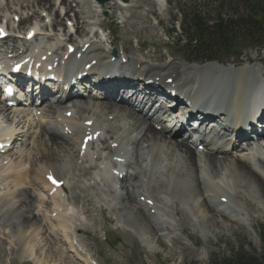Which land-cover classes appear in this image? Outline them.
I'll return each mask as SVG.
<instances>
[{
    "label": "bare ground",
    "instance_id": "obj_1",
    "mask_svg": "<svg viewBox=\"0 0 264 264\" xmlns=\"http://www.w3.org/2000/svg\"><path fill=\"white\" fill-rule=\"evenodd\" d=\"M16 1L15 8L9 4L8 14L5 12L0 16V25L4 23V29L8 32L6 38L0 39L1 60L28 53L29 59L36 55L33 58V63L37 64L34 65L35 68L43 65H53L54 68L50 59L66 56L68 46H71L74 48V55L82 56L80 72H83L86 65L90 67L87 73L92 74L110 67L113 63L111 57L104 56L103 48L96 42L100 38L108 37L109 40L110 33L103 35L106 28L98 21L103 7L95 0ZM1 2L2 0L0 5ZM111 3L118 4L120 8L128 6L118 0ZM156 3L162 7V1L158 0ZM56 4L59 6L57 9L63 11L67 27L66 33L65 30L62 32L61 39L54 36L53 42L50 43L51 36L42 34L43 27L36 23L47 18L39 20L37 12H46L45 9L50 13L54 12ZM27 11H32L31 15L21 17L19 24L30 20H34L35 24L31 25L24 39L9 34L11 30H15V26L13 22L11 24L5 19L9 15L14 19L17 13L23 15ZM54 16L52 26L62 21H57L61 13ZM72 30L77 36L74 42L70 33ZM29 34H34L32 42L26 40ZM48 39V42H43ZM36 42L38 45L34 46ZM74 55H68V58L72 60ZM150 58V55H146L144 59L135 58L131 54L127 56L123 49L115 61L119 63L120 68L138 72L136 80L143 78L151 81L156 88L168 95L173 94L175 98H181L187 92L194 91V87L196 92L206 86L214 89L229 87L234 98L232 113L236 118L246 111L245 106L248 107L255 101L264 83V69L250 65L253 62L260 63L257 61L258 55L253 56L251 60L246 59L247 63L240 69L239 66H221L217 63L188 66L179 61H169L166 64H151ZM114 71L111 70L108 76L113 75ZM231 79L232 81H229ZM114 87H109L113 89V92L109 93L116 92ZM102 88L107 90L104 86ZM185 88L187 91H182ZM63 94L59 92L58 99ZM126 95L127 93H123V97H120V94L103 97L100 102L89 99V96L85 99L81 95H68L64 100H58L56 105L46 104L44 100L39 106L28 109L22 105L10 107L0 101V129L9 127L5 135L6 140L0 136V237L6 236L9 239V245L17 251L16 256L20 262L47 264L44 257L40 259L35 253L36 242L40 239L41 242L45 241V245L48 244L58 258L82 252L80 246H77L78 243H74L69 213L56 214L54 220L37 215L42 199L36 194L38 189L64 193L63 200L56 195L50 199L59 208L82 204L83 199L99 208L101 212L104 209L112 210L117 214L119 224L127 230L133 229L146 239L148 236L151 240L149 245L154 251L158 250L157 244L161 246V238L164 237L161 234L162 228L172 225L173 216L169 210L172 209L174 215L185 218L186 214L179 206L182 201H188L197 210L198 220L203 223L206 237L211 231L228 227L216 220L214 211L227 220V223H244L245 219L240 216L239 206L221 185L213 181L214 178L222 181L219 176L221 172L227 174L223 176L226 183H233L234 187L239 186L253 193L258 204L264 207V174L249 161V158H254L258 168L262 167L264 170V148H258L256 142H253V145L249 142L243 147L234 146L227 152V148L212 146L204 137L195 143L177 139L183 130L171 133L166 128H157L165 120V117L161 118L159 109L135 98L122 102ZM117 97L121 104L116 101ZM149 97L145 95L143 98ZM133 103H137L142 109L147 108L153 116L157 115V121L143 113L135 112L131 106ZM172 104L170 101L169 106ZM229 109L228 104L223 106V110ZM68 113L70 117L67 118L65 115ZM171 116L173 113H170L169 117ZM123 121L128 123L125 125ZM174 127L175 125L171 129ZM258 137V140L264 143V134L259 133ZM84 139H87L88 143L86 151L82 153L79 149ZM9 141L13 142L6 147ZM11 152L12 156L9 155ZM175 152L179 157L176 160ZM234 152H238V155L228 161L218 158V155ZM24 154H28L25 155L27 168H23L25 166L21 161ZM8 159L12 166L4 168ZM148 159L149 165L145 166ZM211 169L217 177L211 174ZM97 171L99 174L103 171L112 173L114 178L108 179L103 175L96 178ZM160 171H164L163 176L166 177L164 184L152 179ZM47 176H53L60 183L58 189L47 184ZM77 183L81 184L80 190H74ZM234 197L242 199L243 195L236 192ZM219 207L223 211L219 210ZM224 209H227L228 213L224 212ZM257 209H260L259 206ZM57 211L58 209H52L54 213ZM205 212L210 215L209 218ZM107 220L113 222L112 219ZM83 229L87 230L86 227ZM54 231L63 233V244H67V247L60 249V246L56 245L61 242L53 238ZM154 235L157 241H154ZM78 258L76 260L80 264H92L91 258L86 254H81Z\"/></svg>",
    "mask_w": 264,
    "mask_h": 264
},
{
    "label": "rangeland",
    "instance_id": "obj_2",
    "mask_svg": "<svg viewBox=\"0 0 264 264\" xmlns=\"http://www.w3.org/2000/svg\"><path fill=\"white\" fill-rule=\"evenodd\" d=\"M157 1L158 0H129L126 3L128 6L125 8H120L118 4L111 3L113 1L100 5L103 9L99 14L98 21L106 28L104 35L107 36L110 33L109 42L113 44V49L117 54H120L122 52L121 50L124 49L126 54L129 56L131 54L135 58L144 59L146 55H150L151 58L149 60L151 64H166L168 61L176 60L180 62L182 57L189 56L185 48L186 44L185 41L182 40L177 43L178 46H176L172 38L179 37L182 33V26H184V29L186 28L184 21L185 16L187 20H189L191 14H195L209 21L214 19L217 13L220 12L222 17L232 18L233 12L241 13L243 11V3L245 2L243 0H231L233 1L232 6L228 7L226 5L228 0H160L162 1V7L165 2L162 8L160 5H157ZM250 1L257 2L260 0ZM16 3V0H9V2L2 0L0 5V16H3L5 12L8 14V11H10L8 7L9 4H11V7L15 8ZM58 7L59 6L56 4L55 9L53 8L54 12L51 13L47 11V9H45L46 12H41V10L37 12L39 20L45 17L47 18L45 21L36 22L43 27L42 34H45V36H50L51 34V40L49 41L48 39L43 42L49 41L52 43V40L55 38L54 36H59V39H61L62 32L65 30L66 33V18L63 17V14L57 19V21L62 20L61 23L52 26L55 20L54 15L56 13L59 15L63 12L57 9ZM31 12L27 11L23 15L17 13L14 19H18V24L14 21L15 30H11L13 36L24 39L29 30L28 28L35 24V22L34 20H30L29 22L27 21L19 24V20L21 17L26 18L27 15L30 16ZM72 15L73 13L70 14V16ZM14 19L9 15L5 21L8 20L12 24L11 21ZM175 26L178 27L177 32L170 38L168 35ZM235 34L239 36L242 33ZM76 39L77 36L75 34V36H72V42ZM36 43L34 46L38 45ZM189 48H194V50H196L195 45ZM230 50L234 53V49ZM235 50L239 52L236 54L213 55L217 59L223 61V63L229 62L228 64L239 66V69L244 63H247L246 59L251 60L253 56L258 55L257 61L263 63V65L258 62H253L250 65L259 66L260 69H264V51H258L257 48ZM158 57L163 59H158ZM194 57H198V55L194 54ZM120 97L123 96L121 95ZM118 103L121 104L120 102ZM154 116L157 118V115ZM123 123L126 125L128 121H123ZM118 124L119 123H117V125ZM175 154L174 160L179 158L178 153L175 152ZM9 155L12 156L13 152L9 153ZM25 155L28 156V154H24L21 158L25 166L24 168L27 166L25 165L27 158ZM218 158H225L227 161L233 159L232 157H227V155H218ZM259 169L260 171H264L262 167ZM160 173H162V175ZM160 173L153 176L152 179L159 184H164L166 183V177L163 176L164 171H160ZM211 174L217 177L212 169ZM224 175L227 174L225 172L219 174V176L222 177V181L218 178H214L213 181L219 185L223 182L225 183L223 180L225 179L223 178ZM228 186L232 189L226 191L230 194L232 200L239 205L240 213L243 215L244 219H246L245 221H247L245 226L244 223L241 222V224L237 221L227 223V220L221 218L220 214L214 211L213 213L216 215V220L224 223V225H228V227L211 231L206 237L205 231L202 228L203 223L198 220L197 210L194 209L188 201H182L179 202V206L182 208L183 212H185V218L182 219L180 215H174L172 209L169 210L170 214L175 217L174 220H172L174 228L172 231L173 225H165L162 228L161 234L162 236L165 235V237L161 238V246L157 244L158 250L154 251L149 245L151 240L148 236V239H146L144 235L139 234V232L133 229L127 230L122 224H119L117 214L113 213L112 210L104 209L101 212L99 208L90 205L81 198L82 204L76 205L78 209H75L73 213L74 216L70 222L73 225L71 227L75 238L74 243L76 245L78 243L77 246H80L79 249H81L82 252L73 253V256L69 254L68 257L63 256L62 258H58L59 256L52 253L48 244L45 245V241L41 242L40 239L36 242L35 253L40 259L44 257L47 264H80L76 259H79L78 256L81 254L88 255L91 258L92 264H210V262L215 260L219 261L231 258L237 254L240 249L245 253L254 254L256 257L263 256L264 244L262 245L261 243L259 232L264 229V207L258 204L256 197L248 190L239 186L234 187L233 183H228ZM76 189H81L80 183L74 186V190ZM231 190L232 192H230ZM37 192L39 198L44 199H41V204H39L41 209H39L37 215L46 216L51 220L55 219V216L53 214L51 215V211L54 208L56 209L57 206L50 201L52 196L47 194L44 189H38ZM236 192L242 193L243 198H235L234 194ZM59 198L63 200L62 196ZM258 206L261 210L257 209ZM74 207L75 206H73V210ZM58 209L60 211L61 208ZM64 209L65 207L63 206L60 212L65 211ZM81 210H83V214ZM67 212L71 213L70 209H68ZM204 214L208 216V218L210 217L206 212ZM107 219H112L113 222ZM222 219L223 221H221ZM84 227L87 228L86 231L83 229ZM52 236H54L53 238L55 240L61 242L58 243L56 241L58 243L56 245L60 246V249L67 247V244H63L64 236L62 232L54 231ZM2 237H0V264H30L28 262H20L16 256L17 251L9 245V239H7L6 236ZM154 237V241H157L155 235ZM50 239L51 241L53 240L52 237ZM59 259L63 260L59 261Z\"/></svg>",
    "mask_w": 264,
    "mask_h": 264
},
{
    "label": "trees",
    "instance_id": "obj_3",
    "mask_svg": "<svg viewBox=\"0 0 264 264\" xmlns=\"http://www.w3.org/2000/svg\"><path fill=\"white\" fill-rule=\"evenodd\" d=\"M243 11L233 12L232 18H224L217 13L214 19L204 20L191 14L190 19L184 17L185 28L182 26L181 37L185 41L188 54H198L202 60H213L211 54H233L236 47L246 46L264 48V0L252 2L243 0ZM228 0L227 6H232ZM235 33H242L237 35ZM195 45L196 50L193 47ZM261 243L264 244V229L259 232ZM210 264H264V255L256 257L241 249L228 259L215 260Z\"/></svg>",
    "mask_w": 264,
    "mask_h": 264
},
{
    "label": "water",
    "instance_id": "obj_4",
    "mask_svg": "<svg viewBox=\"0 0 264 264\" xmlns=\"http://www.w3.org/2000/svg\"><path fill=\"white\" fill-rule=\"evenodd\" d=\"M99 3H104V2H107L108 0H97ZM122 2H127V0H121Z\"/></svg>",
    "mask_w": 264,
    "mask_h": 264
},
{
    "label": "snow or ice",
    "instance_id": "obj_5",
    "mask_svg": "<svg viewBox=\"0 0 264 264\" xmlns=\"http://www.w3.org/2000/svg\"><path fill=\"white\" fill-rule=\"evenodd\" d=\"M49 179L52 180L53 183H57V181L53 179L52 177H49Z\"/></svg>",
    "mask_w": 264,
    "mask_h": 264
}]
</instances>
